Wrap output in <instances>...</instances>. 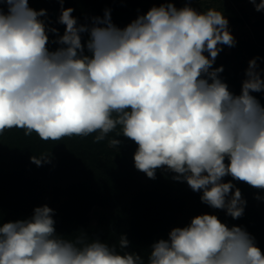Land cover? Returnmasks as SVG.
<instances>
[{
  "label": "clouds",
  "instance_id": "1",
  "mask_svg": "<svg viewBox=\"0 0 264 264\" xmlns=\"http://www.w3.org/2000/svg\"><path fill=\"white\" fill-rule=\"evenodd\" d=\"M59 3L63 35L29 0H0V134L18 128L60 141L97 133L99 143L119 126L117 135L137 146V170L150 179L160 169L173 173L202 193L203 204L241 218L247 201L223 178L264 190V105L253 95L264 92V69L259 56L249 60L237 95L221 78L223 66L213 67L222 46L237 43L223 11L166 0L121 28L110 9L79 23ZM249 3L264 11V0ZM108 143L118 148L122 140ZM30 159L50 163V156ZM54 215L45 204L0 224V264H264L255 237L214 214L171 229L146 260L126 251L124 235L118 244L83 232L65 238Z\"/></svg>",
  "mask_w": 264,
  "mask_h": 264
},
{
  "label": "trees",
  "instance_id": "2",
  "mask_svg": "<svg viewBox=\"0 0 264 264\" xmlns=\"http://www.w3.org/2000/svg\"><path fill=\"white\" fill-rule=\"evenodd\" d=\"M166 0H64V8H73V17L79 23L93 16L102 17L111 10L112 22L125 27L138 15L146 14L153 6ZM181 8L186 0H167ZM259 2V0H257ZM244 6L241 7V4ZM35 10L47 11V23L63 35L65 26L58 23L61 14L59 0H29ZM198 11L209 8L222 10L229 20V29L236 39L235 47H226L218 54L213 67L223 66L221 78L234 94H240L248 62L259 56L264 69V11L257 12L249 0H191ZM6 10V9H5ZM251 24L254 31L248 28ZM242 28L240 34L237 29ZM250 30V31H249ZM50 50L56 36L49 33ZM84 40L87 39L85 34ZM207 55V53H205ZM264 78V77H262ZM264 105V92L253 93ZM119 126L105 140L95 142L97 133L87 137H65L60 141H44L35 133L25 135L23 129L13 128L0 134V224L28 218L35 207L47 205L54 209L57 234L71 239L80 232L89 239H100L118 244L126 236V251L139 254L145 260L151 245L167 239L174 227H184L201 214H214L221 222L226 218L244 227L255 237L257 246L264 251V190H259L230 176L247 201L244 215L232 219L224 210L213 209L200 200L202 193L194 192L186 182L172 179L173 173L157 170L150 179L134 166L136 145L117 135ZM120 139L118 148L109 147V140ZM50 156V163L37 167L32 156ZM227 163V161H226ZM96 209L99 231L89 227L91 212ZM231 227V225H228Z\"/></svg>",
  "mask_w": 264,
  "mask_h": 264
},
{
  "label": "rangeland",
  "instance_id": "3",
  "mask_svg": "<svg viewBox=\"0 0 264 264\" xmlns=\"http://www.w3.org/2000/svg\"><path fill=\"white\" fill-rule=\"evenodd\" d=\"M243 6H244V3L241 4V7H243ZM247 24H248V23H247ZM247 26H248V28H249L250 30L254 31V29H253V27H252L251 24H248ZM250 30H249V31H250ZM242 31H243L242 28H239V27H238L237 31H235V32H236V34H240ZM260 33H261V34H264V30H262ZM231 49H232V47H231V48L228 47V46L226 47L227 52H230ZM90 214H91V215H90V216H91V220L89 221V227H90L92 230L99 231L100 228H99V226H98V224H97V223H98V220H97L98 215H97V211H96V209H94ZM223 223H225V224H227V225L230 224L231 226H233V225H236V226H237V223H235V222H233V221H230L228 218H226V219L224 220Z\"/></svg>",
  "mask_w": 264,
  "mask_h": 264
}]
</instances>
